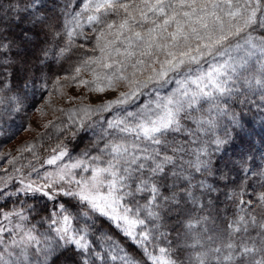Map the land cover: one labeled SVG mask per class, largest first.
Instances as JSON below:
<instances>
[{
	"label": "snow or ice",
	"instance_id": "obj_1",
	"mask_svg": "<svg viewBox=\"0 0 264 264\" xmlns=\"http://www.w3.org/2000/svg\"><path fill=\"white\" fill-rule=\"evenodd\" d=\"M73 87V148L0 153V264H264V0H0V136Z\"/></svg>",
	"mask_w": 264,
	"mask_h": 264
},
{
	"label": "rangeland",
	"instance_id": "obj_2",
	"mask_svg": "<svg viewBox=\"0 0 264 264\" xmlns=\"http://www.w3.org/2000/svg\"><path fill=\"white\" fill-rule=\"evenodd\" d=\"M67 96H54L53 97V108H45L47 115L41 116L39 112H36L34 109H29L27 114H21L20 117L14 122V127L21 128L17 133L14 139H9L3 136H0V153H5L8 151H13L15 154V149L22 146L26 142H37L40 141L43 137V143L45 146L55 145L58 138H63L64 143L69 144V148L77 143L75 140H71L70 137H64L62 133L57 132L56 128L48 127L45 128L43 125L48 124L50 121L53 124H61L65 122L62 126H67V117L61 113L58 109L64 108H75L78 107L81 103L80 99L69 100V97H79L81 95H87V99L83 101L85 104H99L103 99L111 98V94H106L101 96L99 94H88L83 89L69 88L65 90ZM31 124L32 128L28 129L27 126ZM91 134L89 133V136ZM80 147H83V144H80ZM42 154L46 155L47 153L44 149H41ZM27 156L28 154L25 153ZM7 167L6 163L0 160V169Z\"/></svg>",
	"mask_w": 264,
	"mask_h": 264
}]
</instances>
